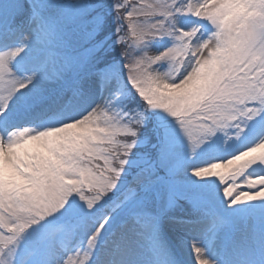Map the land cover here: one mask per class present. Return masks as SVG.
Segmentation results:
<instances>
[{
  "label": "snow or ice",
  "instance_id": "1",
  "mask_svg": "<svg viewBox=\"0 0 264 264\" xmlns=\"http://www.w3.org/2000/svg\"><path fill=\"white\" fill-rule=\"evenodd\" d=\"M0 264H264V0H0Z\"/></svg>",
  "mask_w": 264,
  "mask_h": 264
}]
</instances>
